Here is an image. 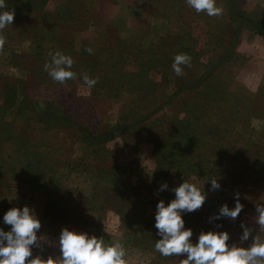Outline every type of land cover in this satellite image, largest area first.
<instances>
[{
  "label": "rangeland",
  "instance_id": "rangeland-1",
  "mask_svg": "<svg viewBox=\"0 0 264 264\" xmlns=\"http://www.w3.org/2000/svg\"><path fill=\"white\" fill-rule=\"evenodd\" d=\"M30 1L34 8L26 17L38 20L40 13L58 11V0H47L44 7H37L38 0ZM175 1L159 15L148 12L142 0L73 1L69 8L77 14L78 25L58 29V37L47 26L24 19L19 7L26 0H5L6 8L0 9L15 12L12 25L3 30L7 42L0 51V228L10 230L3 221L9 209H32L42 225L37 233L42 247L33 249V257L59 256V235L66 227L102 238L108 245L122 244L126 264H181L186 257H164L156 251L160 237L155 213L157 203L163 200L167 206L175 198L172 189L184 181L207 193L200 209L182 214L194 244L201 232L225 230L214 229L208 217H215L222 205L236 203L228 204L229 192L250 202L238 216L240 230L228 232V244L250 246L251 238L240 242L241 224L264 239L255 223L256 207L264 205V176L258 166L264 155V39L228 20L225 0H216L224 10L219 17L197 13L186 0ZM235 2L238 10L264 23V0ZM99 34L112 48L117 41L126 55L119 60L121 74L112 77L114 85L101 88L97 83L89 89L82 71L92 58L84 56L83 44L91 46ZM180 36V47L196 58L190 67L184 66L183 76L173 74L167 63ZM56 51L74 60L71 70L77 79L65 85L43 69L51 60L49 53ZM151 66L159 71L149 70ZM210 69V74H203ZM103 73L93 78L100 82ZM144 77L157 83L155 91L144 92L146 87L139 83ZM133 79L141 92L125 83ZM121 80L120 86L127 89H116ZM130 105L154 122L155 127L147 129L149 137L133 136L126 145L117 137L94 148L79 140L76 126L102 132L117 122L122 107ZM205 110L219 138L212 142L221 159L211 170L204 167L210 154L199 150L198 139L182 137L196 132ZM52 115L63 123L57 124ZM169 128L172 133L164 141ZM219 141L225 145L220 150ZM172 148L174 153L165 152ZM210 178L217 179L220 189L210 190ZM163 183L168 189L161 191Z\"/></svg>",
  "mask_w": 264,
  "mask_h": 264
},
{
  "label": "clouds",
  "instance_id": "clouds-1",
  "mask_svg": "<svg viewBox=\"0 0 264 264\" xmlns=\"http://www.w3.org/2000/svg\"><path fill=\"white\" fill-rule=\"evenodd\" d=\"M186 3L197 13L206 12L209 17H219L223 8L216 5V0H186ZM6 8L5 0H0V9ZM15 12H0V51L7 42L2 34L3 30L12 25ZM93 54L91 48L86 49ZM50 62L43 65L44 71L50 78L61 85L68 80L77 79V73L72 71L74 60L71 56L60 51L49 53ZM184 66H191V57L186 53L174 56L172 69L177 76H183ZM84 85L91 89L98 83V78H91L87 73L82 76ZM211 189H220L216 178H210ZM168 189L163 183L160 190ZM175 198L167 206L163 200L156 205L155 228L160 239L155 244V249L164 257L184 256L181 264H264V239L252 235V229L241 224L243 229L240 242L251 238L248 247L229 245L230 236L226 231L201 232L197 242H192L193 232L185 228L183 213H191L202 207L207 193L204 189L187 181L172 189ZM238 194L235 207L229 209L227 204L219 208L215 219L228 217L235 220L243 210ZM258 213L255 223L264 231V206H257ZM212 218L210 217V220ZM9 231L0 228V264H126L124 259L126 251L122 244L108 245L102 238L89 236L87 233L71 231L63 228L59 235V256H49L42 260L39 256L33 257V249L41 248V237L37 235L42 225L40 220L28 206L9 209L3 217Z\"/></svg>",
  "mask_w": 264,
  "mask_h": 264
},
{
  "label": "trees",
  "instance_id": "trees-1",
  "mask_svg": "<svg viewBox=\"0 0 264 264\" xmlns=\"http://www.w3.org/2000/svg\"><path fill=\"white\" fill-rule=\"evenodd\" d=\"M26 1L27 2H25L22 6L19 7V9L21 8L19 12L22 13L24 19L30 22H33V23H37L41 26L43 25L47 26L48 28L52 30V32L55 31V35L59 33L58 29H62L65 27L74 29L78 25L77 14L70 10L69 3H72L73 1H75L77 4H82L83 2H85V0H73V1L58 0L59 5L56 6L58 7L57 12L49 13V14L40 13L37 18L38 20H36L35 18H32V17H26L27 13H30L31 11H33V8H34L33 1H30V0H26ZM38 2H39V5L37 7H41V6L44 7L47 0H38ZM142 2L144 5L147 6L148 12L150 11L152 13H155L156 15H159L160 10L162 13H165L167 11L168 6L177 4V1L175 0H145V1L142 0ZM59 9H62V10L59 11ZM225 10L228 16V20L232 22L234 25L244 26L248 30L252 31L256 36L264 39V23L261 22L259 19L246 14L244 11L238 10L236 7L235 0H225ZM161 16H164V15L162 14ZM173 34L179 35L177 31H174ZM97 37L98 38L94 39L95 42H93L91 46L90 44H83L84 56L87 59H89V57L91 56L92 61H87V63L85 64V68L82 71V74L87 73L89 74V77L93 78L96 73L101 74L104 72L102 74V80L98 82V84L100 83L99 86L103 88L105 85L107 87L110 84L114 85L115 82L114 80H112L113 79L112 77L117 74H121L120 71L118 70L119 69L118 67H120L119 60L126 53V50H123V51L119 50L118 48L122 46L119 45L117 41L116 43L115 42L114 43L112 42V43H113V46L116 44L118 47L116 46L117 47V48L115 47L116 49L112 48L110 45H108L109 41L107 42L106 40H104V34L102 36H100L99 34ZM179 38H180V41L178 44H176L178 48L176 50H170V53H169L170 57L168 56V61H167L168 68H170L172 71H173L172 64L174 61V56L177 55L178 53L180 54L184 52L188 54L191 57V64L195 62L196 60L194 54L192 53L189 54L186 47L185 48L180 47L181 46V36ZM56 39L57 38L54 37L55 41ZM183 46H186V45H183ZM88 48H91L93 50L95 58H93V54H89L86 51V49ZM97 55L99 56L97 57ZM148 64L149 63H147L146 65ZM149 70L159 71L158 68H154L152 66L150 67ZM163 71L165 74L170 72L166 70H163ZM210 71L211 69L209 71L204 70L203 74H210ZM173 74H175L174 71H173ZM161 78L162 76L160 77V79ZM206 80L207 78L205 79V81ZM140 82H142L143 85L146 87L144 90V92L146 93L150 92L151 90L155 91V88L157 87V83H155V81L149 78H146V81H145V77L142 79H139V83ZM121 83H122V80L117 82V85L119 86H117L116 89H121V88L127 89L125 88V86H122V85L120 86ZM125 83L127 85H136L134 88H130L131 91L141 92L140 86H137L134 79L131 82H125ZM174 96L175 94L167 98V102L162 103L161 106L165 105L166 103H169V101L172 100ZM132 101L133 99H131V102ZM159 109L160 107L154 110L157 111ZM43 113H45V115L47 114L46 112H43ZM47 115H51V114H47ZM209 115H210V112L206 110L205 112H203L202 118H199L197 123L195 124L197 125L196 132L192 131V133H190L191 136H188V134H182V137H187L188 141L189 139H198L199 150H202L210 154L211 160L208 158L204 163L205 165L204 167L207 170H211L212 168L214 169L217 163V158L221 159L219 157L220 154L217 153L216 151L218 149L215 150V145L213 146L212 141L219 140V138H215L214 136V134L217 133V128H213V126L211 125V119L209 118ZM52 117L56 119L57 121L59 120L58 122H56L57 124L63 123L61 122L62 120L58 116L52 115ZM148 117L149 115L144 116V117L139 116L138 112L135 110V108H133V105L125 106V107H122L120 112H118L117 122L112 126L106 127L104 131L102 132L99 131L97 133L98 130H95V132L93 133V132H90L87 128L76 126L75 133L79 136V140L83 143V145L88 148L102 147L108 141L115 139L117 137H120L123 141H125V145H126V141H128L131 137L133 138V136L137 137V136H140L141 134H145L146 137H149V134H150L149 131H151V126L155 127V124L154 122L151 123L150 118L147 119ZM146 119L147 121H145ZM144 122L146 123L144 124ZM178 124L181 125L182 130L185 128V125L182 124V122ZM187 126L189 127V125ZM60 127H63V126H59V128ZM188 127H187V130H188ZM170 128L169 130L164 132V135H162V136H165L164 141H166L167 136L172 133V129ZM176 128L179 130V127L176 126ZM163 129L164 128H162L161 131H163ZM178 130H175L174 133L176 134ZM183 131H186V130H183ZM223 131L226 132L225 129ZM224 141H228V140H224ZM224 141H221V142L219 141L220 143L217 145V148H219V150L220 148L222 149V147L225 146ZM173 151L174 150L172 148V149H167V151L165 152L174 153ZM215 153H217V155ZM155 154L156 156H159L157 152H155ZM261 161L262 162H260L258 166L260 168L262 175L264 176V155ZM223 194H224V191L219 192V195H223ZM225 198L228 199V204H230V203L235 202V200L237 199V194L234 195L233 193L229 192L228 195L225 196ZM241 200L243 203L240 200L239 202L243 204L244 206L243 210L241 211V213H243L247 210V207H248V205H245V203L248 204L250 201L244 200L243 198ZM53 207L55 208L56 206L53 205ZM53 207L51 206V209H54ZM229 207L230 209H232L235 207V204L230 205ZM208 223H210L214 229L218 226H222L225 229L224 231L226 232H229L231 229H234L235 227H238V229L240 230V223L238 224V217L235 220H232L231 218H228V217H220L219 219H215V217L213 216L212 219L210 220V216H209ZM230 242L231 241L229 240L228 243L230 244Z\"/></svg>",
  "mask_w": 264,
  "mask_h": 264
}]
</instances>
